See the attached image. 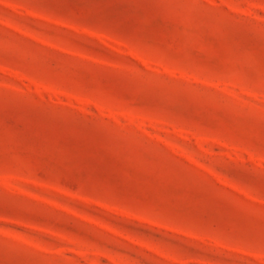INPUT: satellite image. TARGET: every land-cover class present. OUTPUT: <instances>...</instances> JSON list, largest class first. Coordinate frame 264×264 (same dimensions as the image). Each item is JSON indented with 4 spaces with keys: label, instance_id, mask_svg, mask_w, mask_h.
<instances>
[{
    "label": "rangeland",
    "instance_id": "374dc122",
    "mask_svg": "<svg viewBox=\"0 0 264 264\" xmlns=\"http://www.w3.org/2000/svg\"><path fill=\"white\" fill-rule=\"evenodd\" d=\"M0 264H264V0H0Z\"/></svg>",
    "mask_w": 264,
    "mask_h": 264
}]
</instances>
